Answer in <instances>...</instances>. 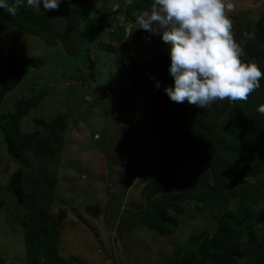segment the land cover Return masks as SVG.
I'll use <instances>...</instances> for the list:
<instances>
[{
    "label": "rangeland",
    "instance_id": "obj_1",
    "mask_svg": "<svg viewBox=\"0 0 264 264\" xmlns=\"http://www.w3.org/2000/svg\"><path fill=\"white\" fill-rule=\"evenodd\" d=\"M61 3L65 4L61 7V17L58 15L60 9L47 11L42 3L40 11L21 7L15 17L0 8V53L15 60L21 56L43 60L39 68L32 70L0 101V264H28L25 234L20 226L24 222L32 227L36 245L50 242L53 237L51 221L45 220L43 214L58 222L61 208L69 210L64 219L66 226L56 244L57 255L64 264H118L111 256L117 257L120 252H124L121 264H166L175 256L178 243L185 246L193 233L207 231L213 235L217 223L206 217L207 212L200 213L195 205L186 203L182 214L167 208L168 213L180 220L179 228L170 235H157L143 225H136L133 231L123 228L120 232L116 223L119 213L126 208L145 207L157 192L153 190L154 184L166 182L160 174L162 145L170 146L179 129L169 118L163 121L167 114L175 117L179 112V120L188 126L185 133L178 134L175 150L171 153L173 162L178 160L177 165L185 166L188 180L192 179L189 164L194 154L204 158L208 152L216 162L229 164L230 156L222 151L226 143L223 132L217 130L232 114V106L237 101L225 99L205 109L187 101L170 102L164 91L165 87L173 85L168 72L170 46L160 35L137 28V17L150 10L152 0H132L131 3L128 0H89L74 5L62 0ZM227 3L232 5L227 15L234 21V38L237 42L244 41L242 47L246 56L242 59L245 63L256 62L251 48L259 43L256 23L264 11V0H226ZM128 5L133 9L130 15L126 14ZM98 8L100 12H96ZM42 18L53 26L51 32L47 27L46 31L58 37L54 40L56 43L40 31H31L39 29L35 27ZM85 19L87 24H83ZM114 22L124 27L115 28ZM127 27L131 30L126 37ZM246 33L253 34V38L246 39ZM109 44L114 46V51L104 48ZM260 70H264V64ZM91 72L95 79L88 81ZM101 90L111 91L109 93L125 103L135 99L139 105L135 104L136 110L124 112L126 106L121 101L113 107L108 93H99ZM157 91L159 97L152 99ZM41 92L46 95L40 104L21 121L22 135H31L34 140L23 153L29 165L25 169L32 175L22 189L25 202H19L9 185L20 164L6 153L5 129L8 125L3 116L10 117L20 100L36 97ZM145 102L151 106L143 104ZM247 102L253 111L264 105V77L260 79V88ZM60 117H65V126L53 130L59 142L56 147L55 144L48 147L45 141L52 132L36 121L49 123ZM263 117L264 114L256 117L242 114L241 121L235 123V130L243 138L255 135L264 143V127L257 129L255 126L256 119ZM161 121L163 123H159ZM201 125L206 130L201 132ZM209 135L214 136L210 138ZM38 137L44 141L43 145ZM250 146L234 170L243 174L242 182H246L239 188L248 187L252 194H258L257 186L264 192V177L259 181L244 173L254 164L255 148ZM171 154L169 151L165 155ZM261 156L264 163V152ZM205 170L209 182L216 184L221 169ZM48 181L54 183L49 185ZM174 181L178 186L176 178ZM227 185L228 179L220 186L222 193L229 194V208L236 211L241 192L235 187L227 192L224 189ZM111 194L119 198L120 206L119 202L112 201L107 209ZM263 195H259L262 207L259 205L255 220L262 228L257 231L261 247L244 248L247 264H258L255 255H264ZM25 204L34 206V214Z\"/></svg>",
    "mask_w": 264,
    "mask_h": 264
},
{
    "label": "trees",
    "instance_id": "obj_2",
    "mask_svg": "<svg viewBox=\"0 0 264 264\" xmlns=\"http://www.w3.org/2000/svg\"><path fill=\"white\" fill-rule=\"evenodd\" d=\"M132 10V7L128 5L126 8V14L130 15L133 12ZM100 11V8L96 10V12ZM119 13L120 10L117 11V14ZM22 15L24 16L25 14ZM87 17L89 16H86V18ZM84 22L85 23L83 24H87L86 19ZM256 24L259 31V43L251 48V52L254 53L256 63L261 69V66L264 64V11ZM46 27L50 32L53 30L50 21L42 18L40 23L35 27L39 29H32L31 31H40L43 35L51 38L52 42L56 43L54 40H57L58 37L47 33ZM104 48L106 50L109 49L110 51H114V47L111 45ZM40 64H43L42 59L39 60L29 56H21L18 60H15L12 57L5 58L0 53V101L4 98V95L7 94V92L15 90L32 70L39 68ZM262 72H264V70H262ZM83 76L84 75H81V78H83ZM93 79H95V74L94 72H91L88 81ZM98 92L102 94L108 93L107 95L110 97L113 107L117 106L115 105L117 101H121L122 105L126 106V108L123 107L124 112H130V109L136 110L135 104L139 105L135 99L131 102H122V100L116 95L109 93L111 91L101 90ZM158 92L159 91H157L156 94L153 93L154 96L151 98H158ZM45 95L46 92H41L36 95V97L22 99L16 104L15 111L10 117L7 115L3 116L4 119H7L6 122L8 125L7 129H5L6 153L9 154L16 163L20 164V168L12 174L9 185L10 192L16 196L19 202L24 201L25 195L22 190L24 182L32 175L27 172V169H25V167L28 168L29 165L28 163L26 164L23 153L29 148L30 143L34 140L31 138V135H22L21 121L33 108L40 104L41 99ZM164 98L168 101L166 96ZM170 102L172 101L170 100ZM143 104L151 106V104H148L147 102ZM232 108V114H230L225 121L220 123L221 127L217 130L218 132H223L224 141L226 143L225 146L223 145L222 151H225L230 156V163L222 165L216 162L214 157L210 156L208 152L205 153L204 158L199 154H194L193 159L189 164L191 165L189 168V175H191L192 178L191 180L186 178L188 175H186L187 171H184L185 166L177 165L179 163L178 160L174 162L171 160L173 155L171 153L174 152L176 140L179 138L178 134L185 133L188 126L183 124V122H181L182 120H179V116L181 115L179 112L174 114L176 118L170 114L165 115L166 117L164 116L163 121L165 120V122H167L170 119V123L176 122L179 126V129L176 130V135H174L175 141L172 140L173 142H170V146L162 145L164 151H161L162 155L160 156V174L166 182H161L159 185L154 184L153 190L157 192L155 193V196L147 202L145 207L136 209L126 208L119 213V218L116 223L118 224L117 231L120 232L124 231L122 230L123 228L133 231L136 228V225H143L157 235H170L179 228L180 220L177 217L172 216L171 213H168L167 208H172L177 214H182L186 203L195 205V209L200 213L207 212L206 217H211V219L217 223L213 235L207 231H204L201 234L193 233L189 237L185 246H181L178 243L175 256L166 264H247V251L244 248H252L255 246L261 247V243L259 242L260 237L257 235V231H262V228L255 220L258 214L259 205L262 207L259 195H263L264 192L259 190V186L256 188L259 195L256 192L252 194L250 190L247 189L248 187L239 188L246 182H242L243 174L236 173L234 168L241 163L244 151L251 147L250 144H252L253 148H255L254 164L252 165V168L245 170L244 173L248 177L260 181L262 177H264V163L263 156H261V152L262 154L264 152V143L262 140L257 139L255 135L243 138L241 134L235 130V123L236 121H241L242 114L248 113L249 116L252 115L253 117H256L258 115H263L264 113L259 112L258 109H254L253 111L247 101H237ZM163 121L159 123H163ZM256 121L257 123L255 126H257V129L260 128V126L264 127V117L262 119H256ZM65 122V117H60L49 123L46 122V120L36 121V124H39L45 130L52 132V136H49L45 141L47 142L48 147H50L51 144H55V147L57 146L56 144L59 141L57 136L54 135L53 130L63 129ZM200 129L202 132L206 130V127L201 125ZM202 134L203 133H200L201 136ZM213 136L209 135L210 138ZM53 137L55 140H52ZM189 137L190 139L192 138V136ZM38 138L41 139L39 142L43 145L44 141L42 138ZM169 151L171 155L166 156L165 154L169 153ZM258 155L260 158H258ZM233 160L236 161L233 162ZM211 161H214V163L212 164ZM214 167L221 170L220 175L217 176L218 179H216V184L212 185L209 182V174L205 168ZM175 178L176 182L178 181V186L175 185ZM226 179H228V185L224 189L227 190V192L234 187L237 189L239 188L238 190L241 192V199L237 201L238 209L236 211L229 208L231 200L230 196L227 193H222V188L220 187L226 182ZM44 180L46 179L44 178ZM53 183V181L50 183L48 181L49 185H52ZM110 186L113 185L110 184ZM160 187H163L162 191L159 190ZM110 196L107 209L111 207L110 205L112 201L114 203L119 202V198L116 195L111 194ZM169 200L174 201V203L171 204ZM180 201H182V204H179ZM25 205L28 207V210L34 214V206L29 207L28 204ZM119 206L120 202L118 204V207ZM24 208L25 206L23 205V209ZM68 211L69 210L65 208L59 210L58 222H54L50 217L43 214L45 220L51 221L50 229L52 230L53 237L50 242H41L36 245L34 242L35 236L31 231L32 227L23 222L22 226H20V230L25 234L26 248L29 255V261L27 260L28 264H64L63 259L59 258L57 255L56 244L58 243V235L62 228L66 226L64 219L67 217ZM262 215L264 217V210L262 211ZM115 237H118V235ZM122 254H124V252L117 253V257L113 255L111 256V259L115 260L118 264H121ZM131 255L135 258L133 253ZM255 261L258 264L264 263V255L256 254Z\"/></svg>",
    "mask_w": 264,
    "mask_h": 264
},
{
    "label": "clouds",
    "instance_id": "obj_3",
    "mask_svg": "<svg viewBox=\"0 0 264 264\" xmlns=\"http://www.w3.org/2000/svg\"><path fill=\"white\" fill-rule=\"evenodd\" d=\"M61 2L26 0L25 4V0H0V8L15 17L21 7L40 11L42 3L45 10L52 11L58 10ZM231 8L226 0H152L150 10L137 17V28L160 35L170 46L168 72L173 85L164 91L172 102L187 101L205 109L225 99L247 101L260 88L264 72L255 61L245 63L242 59L246 56L244 41L234 38V21L227 15ZM119 25L123 24L114 22L115 28ZM128 28L126 37L131 30L128 32ZM245 36L253 38L251 33ZM156 87H160L158 81ZM258 111L264 113V105Z\"/></svg>",
    "mask_w": 264,
    "mask_h": 264
},
{
    "label": "crops",
    "instance_id": "obj_4",
    "mask_svg": "<svg viewBox=\"0 0 264 264\" xmlns=\"http://www.w3.org/2000/svg\"><path fill=\"white\" fill-rule=\"evenodd\" d=\"M71 4L70 5H74L76 2H79V3H82V2H85V1H88L89 2V0H85V1H81V0H72V1H70V0H68ZM67 3V2H66ZM67 5V4H66ZM62 6H65V4H60V6H59V9L61 10V7ZM57 12H58V10H56ZM62 10L60 11V13L58 14L59 15V17H61L62 16ZM73 12V11H72ZM72 12H70V15L72 14Z\"/></svg>",
    "mask_w": 264,
    "mask_h": 264
},
{
    "label": "built area",
    "instance_id": "obj_5",
    "mask_svg": "<svg viewBox=\"0 0 264 264\" xmlns=\"http://www.w3.org/2000/svg\"><path fill=\"white\" fill-rule=\"evenodd\" d=\"M128 32H129V28H128V30H127Z\"/></svg>",
    "mask_w": 264,
    "mask_h": 264
}]
</instances>
